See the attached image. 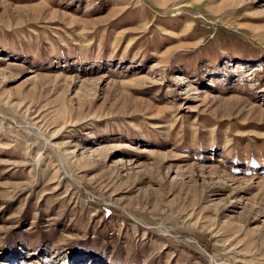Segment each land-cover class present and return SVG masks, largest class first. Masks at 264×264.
<instances>
[{
	"label": "rangeland",
	"instance_id": "rangeland-1",
	"mask_svg": "<svg viewBox=\"0 0 264 264\" xmlns=\"http://www.w3.org/2000/svg\"><path fill=\"white\" fill-rule=\"evenodd\" d=\"M0 264H264V0H0Z\"/></svg>",
	"mask_w": 264,
	"mask_h": 264
}]
</instances>
